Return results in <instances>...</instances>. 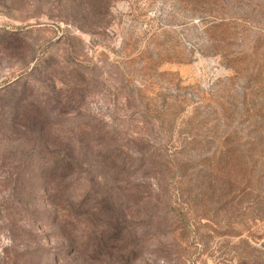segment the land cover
<instances>
[{
    "label": "rangeland",
    "instance_id": "rangeland-1",
    "mask_svg": "<svg viewBox=\"0 0 264 264\" xmlns=\"http://www.w3.org/2000/svg\"><path fill=\"white\" fill-rule=\"evenodd\" d=\"M0 264H264V0H0Z\"/></svg>",
    "mask_w": 264,
    "mask_h": 264
}]
</instances>
